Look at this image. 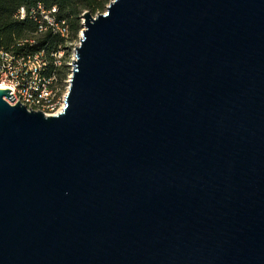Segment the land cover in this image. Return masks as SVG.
I'll return each mask as SVG.
<instances>
[{"label":"water","instance_id":"1","mask_svg":"<svg viewBox=\"0 0 264 264\" xmlns=\"http://www.w3.org/2000/svg\"><path fill=\"white\" fill-rule=\"evenodd\" d=\"M82 18L57 114L0 88V264H264V0Z\"/></svg>","mask_w":264,"mask_h":264},{"label":"built area","instance_id":"2","mask_svg":"<svg viewBox=\"0 0 264 264\" xmlns=\"http://www.w3.org/2000/svg\"><path fill=\"white\" fill-rule=\"evenodd\" d=\"M14 17L19 20L29 17L36 23L33 35L20 40L18 45L34 43L35 36L44 33L57 35L61 41L57 48L48 53L45 48L39 51L14 52L0 47V84L4 85L3 88L10 89L9 94L15 98L12 102L7 100L10 103L21 102L27 108L40 110L46 115L57 114L64 106L67 92H61L59 71L64 68L71 71L81 30L76 42L68 22L57 16V7L47 8L41 3L29 10L21 6ZM82 22L81 14V24ZM49 69L51 70L48 72ZM67 83L68 89L69 79Z\"/></svg>","mask_w":264,"mask_h":264},{"label":"trees","instance_id":"3","mask_svg":"<svg viewBox=\"0 0 264 264\" xmlns=\"http://www.w3.org/2000/svg\"><path fill=\"white\" fill-rule=\"evenodd\" d=\"M110 0H0V47L14 52L39 51L43 48L47 53L58 47L61 39L57 35L44 33L36 35L34 43L18 45L22 39L28 38L36 31V23L26 17L19 20L14 16L21 6L27 10L37 3L45 7H57V16L65 19L71 29L72 36H76L81 28V14L88 10L92 14L102 12ZM52 69V65H51ZM49 69L48 72L51 70ZM67 69V68H65ZM61 69L59 72L61 73Z\"/></svg>","mask_w":264,"mask_h":264},{"label":"rangeland","instance_id":"4","mask_svg":"<svg viewBox=\"0 0 264 264\" xmlns=\"http://www.w3.org/2000/svg\"><path fill=\"white\" fill-rule=\"evenodd\" d=\"M105 10V8L103 9V11ZM82 29V26L81 28L78 30L77 32V35L76 36H73V39L78 42V37H79V32L80 30ZM63 71L59 74V82H60V85H61V92L62 94H64L66 91H67V80L69 79V75L71 73V71L67 68V69H62Z\"/></svg>","mask_w":264,"mask_h":264},{"label":"bare ground","instance_id":"5","mask_svg":"<svg viewBox=\"0 0 264 264\" xmlns=\"http://www.w3.org/2000/svg\"><path fill=\"white\" fill-rule=\"evenodd\" d=\"M0 87H1V88H3V87H4V85H3V84H0Z\"/></svg>","mask_w":264,"mask_h":264}]
</instances>
